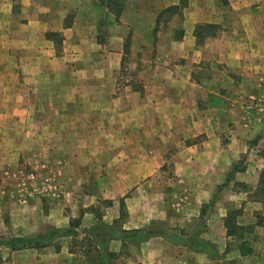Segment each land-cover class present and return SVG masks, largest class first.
<instances>
[{
    "label": "crops",
    "instance_id": "0c3cea01",
    "mask_svg": "<svg viewBox=\"0 0 264 264\" xmlns=\"http://www.w3.org/2000/svg\"><path fill=\"white\" fill-rule=\"evenodd\" d=\"M122 1L117 15L102 0H0V145L63 161L100 191L69 214L59 205L44 213L38 198L6 206L12 233L78 220L79 230L103 221L190 234L203 222L199 237L214 253L162 236L112 239L111 264H264V110L255 108L264 101V0ZM201 24L217 28L198 42ZM127 35L143 53V91L118 87ZM98 193L110 198L102 215ZM231 212L242 239L229 233ZM82 237L3 245L0 264H91L75 243Z\"/></svg>",
    "mask_w": 264,
    "mask_h": 264
},
{
    "label": "rangeland",
    "instance_id": "374dc122",
    "mask_svg": "<svg viewBox=\"0 0 264 264\" xmlns=\"http://www.w3.org/2000/svg\"><path fill=\"white\" fill-rule=\"evenodd\" d=\"M117 4L119 3H113L112 8L114 10L118 8ZM169 16L164 15L159 25L166 24L170 18ZM214 32V30L211 31L210 35ZM128 36L125 38L127 48L125 49L124 60L118 69V87L122 88L124 83H128L134 90L143 91L144 83L139 78L143 53L141 49L132 48V41H129ZM258 97L255 100V108L260 109L259 112L262 113L264 101ZM16 150H19L18 146L0 145V237L16 236L12 233L9 209H5L6 206L14 209L19 204H26L29 199L38 198L42 203L44 213H47L52 206L59 205L64 213L69 214L76 210L74 208L78 201L85 200L88 196L93 197L94 193L100 192L97 190L94 193L90 192L88 189H90L91 184L86 181L87 178L81 175L77 176L69 165L65 167V162L57 159L50 161L49 158L40 161L39 159H33L32 155H23L21 151L18 153ZM170 178L171 181L174 180V184L177 186V177ZM74 179L79 182H75ZM95 179L96 189L105 188L103 186L104 182L98 179V176ZM105 195L108 196L106 193L96 194L98 202L94 204L96 205L94 210H96L97 215H102L103 210H105V200L110 199L106 198ZM174 203V213H177L184 203L181 191L175 193ZM208 209L209 207L206 210ZM123 216L128 217L127 206L124 207ZM2 223L5 225L2 226ZM245 231L246 228L242 226V229H235L234 234L242 239ZM244 242L246 244V241H243L241 246L247 248Z\"/></svg>",
    "mask_w": 264,
    "mask_h": 264
},
{
    "label": "trees",
    "instance_id": "16d2710c",
    "mask_svg": "<svg viewBox=\"0 0 264 264\" xmlns=\"http://www.w3.org/2000/svg\"><path fill=\"white\" fill-rule=\"evenodd\" d=\"M115 2L119 3L117 9H113L112 5ZM102 4L106 5L115 14L119 15L123 9V2L121 0H102ZM173 7L165 9L160 13L159 21L164 15H172ZM169 16V17H170ZM216 25L213 24H201L198 25L196 29V36L198 42L203 41L206 36L210 35L211 31L216 32ZM207 31L208 33H206ZM214 32V33H215ZM213 33V34H214ZM212 205L208 204L202 209V217H204ZM236 212H231L227 218V227L230 234L235 233V229H242V226L235 223ZM202 222V221H201ZM203 227V222L200 224L199 228L194 230L192 233L186 234L183 230H176L169 228L165 224H158L154 226H149L144 229H132L125 230L122 229L119 224L109 225L103 221H99L95 226L89 228L80 229V223L78 220H72L69 227L65 228H55L48 227L35 234L20 235L13 237H0V246H9L12 248L27 247L34 245H48L53 243L58 237L62 236H73L76 237L83 234L81 239H75V243L79 245L80 248H84L87 253V258L90 260L91 264H111V261L115 257L113 253L108 252V246L112 239H121L123 241H128L131 243H139L153 236H162L169 241L177 244H185L198 249H203L214 253L213 246L201 239L199 237V232ZM245 244V242H244Z\"/></svg>",
    "mask_w": 264,
    "mask_h": 264
}]
</instances>
